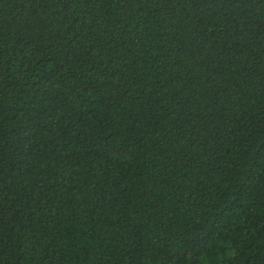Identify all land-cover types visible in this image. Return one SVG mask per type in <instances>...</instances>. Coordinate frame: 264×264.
<instances>
[{"label": "trees", "instance_id": "obj_1", "mask_svg": "<svg viewBox=\"0 0 264 264\" xmlns=\"http://www.w3.org/2000/svg\"><path fill=\"white\" fill-rule=\"evenodd\" d=\"M0 264H264V0H0Z\"/></svg>", "mask_w": 264, "mask_h": 264}]
</instances>
